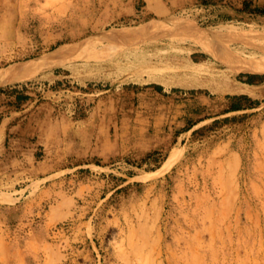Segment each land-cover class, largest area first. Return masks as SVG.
Segmentation results:
<instances>
[{
    "label": "rangeland",
    "instance_id": "1",
    "mask_svg": "<svg viewBox=\"0 0 264 264\" xmlns=\"http://www.w3.org/2000/svg\"><path fill=\"white\" fill-rule=\"evenodd\" d=\"M3 107L44 168L0 184V264H264L255 0H0Z\"/></svg>",
    "mask_w": 264,
    "mask_h": 264
},
{
    "label": "crops",
    "instance_id": "2",
    "mask_svg": "<svg viewBox=\"0 0 264 264\" xmlns=\"http://www.w3.org/2000/svg\"><path fill=\"white\" fill-rule=\"evenodd\" d=\"M258 6H264V0H255ZM44 126L38 123V114L19 118V111L6 107L0 108V184L21 174L30 173L38 178L44 168L38 159V152L43 150L42 139ZM42 156V155H40Z\"/></svg>",
    "mask_w": 264,
    "mask_h": 264
},
{
    "label": "bare ground",
    "instance_id": "3",
    "mask_svg": "<svg viewBox=\"0 0 264 264\" xmlns=\"http://www.w3.org/2000/svg\"><path fill=\"white\" fill-rule=\"evenodd\" d=\"M14 80V78H8V79H6L5 81H13ZM212 90V92H218L219 91V89H211ZM249 90H248V86L247 85H238V86H236V87H233V88H230L229 90H228V92H231V93H247ZM259 247H261L260 245H259ZM261 249V248H260ZM256 251V250H255ZM259 252V251H258ZM262 253V252H261ZM258 254V253H257ZM256 256V255H255ZM176 258V257H175ZM253 259V258H252ZM180 260V259H179ZM253 260H255V259H253ZM263 260V259H262ZM175 263V262H174ZM260 263V262H259ZM258 264V263H257Z\"/></svg>",
    "mask_w": 264,
    "mask_h": 264
}]
</instances>
